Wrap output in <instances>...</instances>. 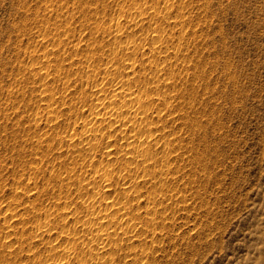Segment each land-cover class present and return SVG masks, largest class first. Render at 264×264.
I'll return each mask as SVG.
<instances>
[{
  "label": "rangeland",
  "instance_id": "1",
  "mask_svg": "<svg viewBox=\"0 0 264 264\" xmlns=\"http://www.w3.org/2000/svg\"><path fill=\"white\" fill-rule=\"evenodd\" d=\"M119 1L120 0H0V242L4 241V232L6 230L2 229L4 228L2 227L4 224L1 223L3 218L2 215L5 214L4 212L8 213L10 211L12 213L13 210L14 213H22L21 217L25 219L27 218L26 214L31 213L32 211L33 213L38 214L45 210H50L49 212L52 211L53 214H56L61 211V207L63 205L62 202H59L58 205H61H59V209L58 206L55 205V202H53L58 194H60V191L61 195H64L67 190H71L70 193H72L70 194V197L72 196L71 198H74L73 200L81 199L80 196H82L83 192L77 191V184H71V186L69 185L71 188H68L70 189L66 188L68 185L66 182L65 184L62 183V185H60L59 181H56L55 178L53 179L52 177L51 180V178L47 176L49 175L50 170L54 169L55 173L59 171H61V173H68V171L77 170L78 172H81L83 181L87 179L85 184L88 185V189H90L94 183L100 184V180H98L96 177L94 183L91 180V172L89 171V167L86 166L90 160V157L86 159L87 162L85 163L83 159L79 157L76 158L75 156V160L73 162L76 161L75 163H77V165L75 163L74 165L71 164V159L74 158L73 154L70 152V147L68 146L70 142L68 141V143L66 139L61 140L64 134L72 132H77L76 134H78V132L81 131L80 129H82L83 119L85 117L84 115L89 113V105L93 102L91 101V94L95 89L94 85L97 81L101 80V77H104L102 67L105 66L103 65L105 63L103 62H106V59H109L111 56V54L108 56L107 51H110L113 47V37L106 34V32L102 30L93 31V26L95 27L96 24H100L101 26H106V24L110 25L111 23L109 22V19L114 21L112 25L118 23L124 27L126 26V28H129L128 26H130V28L134 29L133 35L136 38H132L134 39L133 41L135 42L136 40V43L139 44L140 42H143L142 44L145 46V50L143 48H140L139 50L146 52L143 56L142 51L140 52L138 50L133 52L134 54H132V57L136 60L138 59V62L140 61L139 59L144 57V61L146 62L145 64L147 67H149L150 63H147V59L149 58L148 55L150 53L147 52L148 44L146 45V43L154 34V26L148 24V22L149 20L153 22L156 21V23L159 25L160 22L162 23V21L165 20V27L159 31L163 36V43L166 42V46L164 45L163 49L165 50L167 47L168 51H172V46L178 44L181 52L184 53V55H189V58L186 57L185 59V61L189 59V62L186 61L183 63V59H179L183 61L182 64L181 62H177L178 60L175 59L176 56L172 57L171 55L169 57L170 61H166L164 64L165 67L167 69L175 70L174 74L177 73V76L181 71L180 75L184 76L181 77L179 75V77H176L177 80L175 79L174 81V79L171 78L169 74H165L168 72V70L164 68V65V70L161 71V75H163L164 78H166V75L167 78H171L168 80L172 81L173 79L172 84H174L171 85L174 88L170 87V89H168V86L167 89L169 91L175 90V92H177L180 88V91L177 93L182 92L184 97L187 99V96H190L191 92L193 91L190 90V86L193 83L192 86H195L196 89L195 87H192L195 89V91L192 92V95H195L196 98L198 97V99H195L193 103V106L195 107V109L193 107L194 110L191 106L186 107L189 105V103L186 104L188 99H180L177 97V94L175 98H171L168 101H170L171 104L173 103L175 108H182L183 112L188 113L190 110L191 115H195L197 118L199 116V120L202 122V128L207 129L208 132L206 140H208L207 145L210 147V150H208L209 153L205 152L206 154H203L205 155V158H207L205 161L207 162L206 164H208V170L198 166L200 164L196 163V160L194 159L196 155L193 151V149H196L194 146H197L195 143H199L198 141L202 139L204 133L200 132L201 129H199L200 134L196 132L194 135L188 130L187 132L185 131V133H188L186 136L185 133H183V129L186 127V125L183 126V123H181L182 120L180 119L175 120V118H179V114H176V112L180 113L175 111L173 118L175 116L176 117L172 122L173 124H170L171 127L174 125L172 129L169 125H166V121H162V124H164V126L166 125L165 128H168L169 131L166 129L165 130L167 133H169V135H171V137L175 136V134L178 135L182 133L181 136L183 143L181 136H178V138L181 140L180 141L178 139L179 145L182 143L179 148L180 150L177 148L178 146L175 150L173 144L172 148L169 146V148L172 149H169L168 151L169 154L171 153L170 157H174L177 152L180 153L187 146H190L187 147L184 152H182L183 154H186L183 157V159L186 158V161L183 160L184 164L180 163V160L179 162H175L176 160H174L170 163L173 168L174 166L176 167V165L178 166L176 167V170L180 169L177 174L179 176H176L177 179L176 177L174 178L177 182L173 180L174 182L171 181L172 183L168 184L164 181L166 183L164 185H166L165 187L168 189L167 193L169 194L174 192L175 194L178 193L177 196L179 197L180 194V198L183 199L181 194L183 193V196H185L183 202L181 199H179L181 201H178L176 204L175 201L178 200L177 197L174 199L175 201L170 200L168 196H166V198L168 197L167 199L170 201L165 200V197L162 199L161 196L164 195H160L161 193L157 191V193H154V195L156 194L155 196L157 198V203L155 202L156 204H154L147 197L148 191L150 192L152 187L149 184L150 182L146 183L147 185L140 189L142 194V196L139 198L141 204L139 203V200L136 199L140 207L143 206L142 209L137 211H140L141 213L143 212L142 214H144L145 206L148 205V207L150 206V208H153L154 205L155 209L159 210L156 213L158 216L157 219H154L155 223L153 224L155 225L148 228L147 232L145 231L146 233H143L144 231H142L141 236L133 241L132 246L129 245L128 247L127 244H130V242L123 239L120 245L121 248L112 249L113 245L109 246L107 247L106 251L99 253V257L90 259L88 254H84L89 252H85L87 245H90V243H88L81 251L82 256L85 255L86 257L83 258H89L88 261L90 262L88 264H264V0H183L182 4L181 2L176 3L175 1V3L172 5L173 9L170 11L171 14H169L170 16L167 20L164 19L165 16L163 15H165V11L162 9L165 8L163 5L165 3L166 6V2H164V0H155L154 2L153 0L155 5L159 3L156 6H159V10H162L164 14L160 11L161 13L158 12L156 15L158 17L155 16L156 13H154L151 17L152 13L151 11H148L146 14H143V17L146 19L143 21L142 26L141 22L139 21V17L138 22L140 25L138 24V27L134 24L130 17H127L128 15H125L129 12L127 5L129 4L127 3L128 1H126V5L125 3ZM137 1L144 3L147 0ZM80 2L83 4H81L83 7L81 6L79 9L76 7V5ZM149 2L151 3L150 0ZM121 3L123 6H125L123 7L119 5ZM84 7L85 9H82ZM122 8H125V10L123 9V11ZM86 10L89 11L88 14L86 13ZM181 10L185 13V17L187 19L186 21L189 22V25L186 23L185 25L188 29L185 28L183 29L184 31L181 30L182 34H179L181 33V28L179 26L176 27L173 24V19L176 15V11L178 13V11ZM51 11L53 13L56 11L58 14L56 12L53 14ZM83 11H85V14H82ZM86 14L91 18L88 16L86 18ZM117 14H121V16ZM96 15L97 17H95ZM154 16L156 19H153ZM162 16L164 20H162ZM69 17L71 19H69ZM92 17H95V20ZM187 17H189V19ZM56 18L59 20L57 21ZM66 19L69 20L70 23H68ZM112 20L110 21L112 22ZM119 20L120 23L118 22ZM167 21L169 22L167 23ZM145 22L146 26L148 24L147 28L145 26ZM59 24L61 25V28H65V26L67 27V25H69L68 28H66L68 33L67 36L62 35L60 38L58 37L59 35L56 33L54 34V38H56L58 41L60 39L62 40L59 41L61 42L60 45H56V47L53 45V50L51 45L53 43L51 42L50 38H53L51 35H53V31L55 30L54 27H60ZM91 24L93 30L91 29ZM41 29L49 30L50 32L53 30L52 34L49 33L48 35V37H50L49 39L48 37L45 38L41 34ZM94 32L99 33H97V35ZM134 32L136 33L134 34ZM192 33L196 35V37ZM95 34V39L97 40H94ZM144 35L147 36V39L144 37ZM108 38H111V41L110 39L108 40ZM143 38L146 40H143ZM77 41L79 42L77 43ZM92 41H95V44L93 45L102 42L105 48H103L104 53H101L98 50L99 52L96 51V53L99 54H94L92 58H89L90 60H87L86 58L85 61V57H81L83 55L81 53L83 52L74 53L73 51L72 54H74L72 55L70 52L64 53L62 51L67 45L68 46L66 50L68 52V50L72 51V44H80L79 48H84L82 51L88 50L87 52H89L92 49V43H94ZM62 43H64V46ZM109 43L111 47L109 46ZM158 43L159 42H157V44ZM88 44L91 46V48L88 47ZM57 48L61 50H57ZM44 52H46L47 55H44ZM50 52L52 53L50 54ZM119 52L120 54H118ZM169 53L172 54L171 52ZM70 54L73 57L69 56ZM55 55L57 58L62 57L60 59L62 66L59 64V76L61 77H57V74H54L51 71V75L48 78L49 81L47 79L43 81V79L40 77V73L43 72L39 71L41 67L39 64L41 65L44 62L48 64L50 63V68L53 69L55 61H52L55 60ZM59 55H61V57ZM115 55V57H118L121 55V51L116 52ZM97 57L100 58L98 61ZM191 59L192 61H190ZM171 61H173L175 64L177 62L178 66L174 65V68L172 63H170ZM187 62L189 67L185 66L187 65ZM89 64H96V67H91ZM179 64L182 65V68ZM191 64L195 67H193ZM90 67L96 69L95 71H97V73L90 74V72H92ZM185 67L188 68L186 69ZM152 68L154 69L155 65H152ZM180 68L181 70L179 71ZM33 69H36L34 73L32 72ZM100 69H102V71H99ZM98 72H100V74ZM183 72L184 74H182ZM87 73H89V76ZM64 76L65 79H63ZM50 78L54 80L52 81ZM86 78H89V80ZM179 78H182V80ZM66 80L67 84L65 83ZM168 80L166 81L168 82ZM191 80L194 81L192 82ZM48 82L49 84H47ZM176 82V87H178V84L183 85H180L178 90L177 88L175 89ZM43 87L50 89L52 88L55 98V105L57 104L56 106H58L57 112L50 117H48L49 115L45 107L48 104L46 99L40 97L42 96L41 93H37V91L41 92V88L43 89ZM182 87L183 89L186 87L184 91H181ZM37 88L39 90H37ZM80 88L82 89L79 90ZM188 89L190 91L189 94ZM83 90L87 92V95L83 93L81 94ZM163 90H166V88ZM64 93L66 94L64 95ZM201 108L203 109V115L201 114ZM44 111H46L47 115ZM51 117H53L52 121L50 120ZM170 117L172 118V116ZM34 120H37V122ZM179 131L181 132L179 133ZM34 132H46L47 134H51L49 137L54 135L52 136L53 138L51 137L50 139L51 141L53 139V142H51V150L43 157L42 153H44V150L47 149L48 143L50 141L47 143L45 142L46 140H44L45 143H43L41 142L43 140H37L34 136ZM176 132H178V134ZM189 134L193 135V137L191 136L192 142H194L193 145L190 142L185 141V139L188 140L190 138V136L188 137ZM183 135H185V137H183ZM195 136L198 137V139ZM171 137L169 136L168 138H174ZM27 138L30 139L27 140ZM32 142H34V144ZM36 142L39 143L37 144ZM176 143L177 140H175L174 144ZM178 143L176 145H178ZM183 146L185 148H183ZM181 147L183 149H181ZM201 147L202 146L199 147V151H203L200 149ZM67 149L68 151H66ZM41 150L43 151L41 152ZM63 152H65V154ZM157 154L159 156L161 155L160 152ZM187 154L189 155L187 156ZM190 154L194 156L191 155V157ZM191 158L193 159L190 160ZM188 160H190L192 163ZM80 161H83V164ZM63 162L66 163V165L63 166ZM188 163H191L192 165ZM193 163H196L195 165L198 164L196 166L197 170L195 171L192 170L196 168ZM35 164L36 166L38 164L37 168H39V172L32 171L31 169L29 171L28 168L32 165L34 166ZM117 164L118 163H116L115 166L118 167L119 164ZM181 165L184 167L185 171ZM117 167H115V171H118ZM65 169L68 170L64 171ZM198 169H200L201 172ZM190 171L200 173H196L198 176L195 175L197 180H195V183L191 182L194 179L191 176ZM45 172H47L46 175ZM66 173H63V175H66ZM181 174L184 175V178L187 181H184V178H182L183 176ZM44 175L46 177H43ZM159 175L158 176L161 177V174ZM22 179L23 183L19 184L20 180ZM89 180L91 181L90 183ZM43 181L45 182L44 184ZM46 181L48 184H46ZM112 185V190L116 187V189H118L119 186H121V181ZM169 186H171V188H169ZM136 193L137 192H134L133 194ZM157 194L160 195L161 199ZM112 195L116 194L112 193ZM54 196L55 198L52 200ZM147 200L151 202H147ZM134 202L135 201L133 200V210H136L137 208L135 205L137 206L138 203L136 204ZM158 202L160 205H158ZM183 203H187L189 205V211L180 208V204L184 205ZM31 204L32 206H30ZM170 204H172V206H170ZM161 205L164 207H161ZM26 207L30 209V212L23 213L22 211ZM70 208L71 209H67V211L69 210L71 213L75 211V213H78V210L74 205H72ZM160 212H163V215ZM83 214V212H79V214H77L78 216L76 217L72 214L71 215L73 217L69 215V223L66 225L65 229L69 230L70 228V232L67 231V234L65 233L66 235L63 234V236L59 234L60 237H56L57 235L55 236L56 233H54V237H51L52 239L49 240L46 239L47 236H44L45 238H33L32 236H29L30 234H27L30 231H36V224L34 222L32 223V221H25L26 225H24L25 223L23 221L22 223H17V219H19L18 215L13 218H9L10 223L16 222L17 224L11 223L12 225H16L13 230L14 234L9 237L10 239L7 238L12 241L10 242V246L7 248L3 245V247L0 246V264H50L51 259L49 260V258L57 259L59 257L65 256L69 252L73 253L75 249H65L67 239H61V237L64 238V236L67 235L70 237V235H72L71 239L69 238L68 240L76 239L77 242L81 240L80 235L83 232L80 230H76L75 232L74 229L72 230V226L76 220L85 218ZM156 215H154V218H156ZM161 216L162 218L166 219L163 220ZM163 221L165 222L163 224L164 226L161 225ZM157 222H159L158 226ZM129 223L131 225V222ZM141 224L142 223H139L140 226L138 223L136 224V231H138L139 228L140 230H144L145 226L142 224V227ZM23 225L27 228H23ZM77 225L79 227V223ZM56 226L53 231H58L57 233H61L60 231L62 228ZM160 226L163 227L160 228ZM153 227L156 229L155 233L152 232L154 231ZM22 229H27L29 231L25 230L24 232ZM17 232L19 234L15 235ZM33 241L36 242L34 243ZM53 244L55 246L54 250H52L50 246ZM30 258H32L33 261L30 260ZM34 260L36 262H34ZM86 262L87 261H83L82 263L77 264H86Z\"/></svg>",
  "mask_w": 264,
  "mask_h": 264
},
{
  "label": "bare ground",
  "instance_id": "2",
  "mask_svg": "<svg viewBox=\"0 0 264 264\" xmlns=\"http://www.w3.org/2000/svg\"><path fill=\"white\" fill-rule=\"evenodd\" d=\"M113 1V0H112ZM122 3H125V5L127 3L128 5V9H129V12L128 14H125L127 17H130L132 19V21L134 22V24L137 26L139 24L138 22V19L140 17V22H141V26H142V23L143 21L146 19L145 17H143V14L148 11H151L152 15L151 17L153 16L154 13L155 16L157 15L158 12H163L165 11V18L164 19H168V17L170 16L169 14H171V9H173V4L177 2H183V0H164V2H166V6H165V3H164V7L165 8H162V10H159V6H156V5L153 3V0H150L151 3L149 2V0L145 1L144 3L142 2H139L137 0H120ZM119 1V2H120ZM126 1H128L126 3ZM141 1V0H140ZM60 2V1H58ZM85 2V1H84ZM155 2V0H154ZM72 3V2H71ZM74 3V2H73ZM116 3V2H115ZM114 3V4H115ZM119 4L121 6H123V4ZM64 4V3H63ZM75 4V3H74ZM77 4V3H76ZM82 3L80 2L79 4L76 5L77 8L80 9V7L83 5H81ZM85 4V3H84ZM124 5V6H125ZM47 6V5H46ZM64 6V5H63ZM123 6V7H124ZM162 6V7H163ZM51 7V6H50ZM53 7V6H52ZM62 7V6H61ZM67 7V6H66ZM75 7V6H74ZM73 7V8H74ZM83 7V6H82ZM87 7V6H85ZM82 8V9H85ZM95 7V6H94ZM93 7V8H94ZM172 7V8H171ZM91 8V7H90ZM96 8V7H95ZM121 8V7H120ZM126 8V7H125ZM125 8H122V10ZM181 8V6H180ZM183 8V7H182ZM61 9V8H60ZM63 9V8H62ZM65 9V8H64ZM81 9V10H82ZM166 9V10H164ZM179 9V8H178ZM53 10V9H51ZM120 10V9H119ZM123 10V11H124ZM127 10V9H126ZM58 11V10H57ZM69 11V10H68ZM121 11V10H120ZM52 12V11H51ZM56 12V11H55ZM54 12V13H55ZM73 12V11H72ZM71 12V13H72ZM84 12V13H83ZM82 14H85V11H83ZM89 11L86 10V13L88 14ZM100 12V11H98ZM119 12V11H118ZM160 12V13H161ZM53 13V12H52ZM53 13V14H54ZM57 13V12H56ZM61 13V12H60ZM77 13V12H76ZM90 13H91V10H90ZM97 13V12H96ZM105 13V12H104ZM122 13V12H121ZM150 13V14H151ZM159 13V15L161 16V14ZM52 14V15H53ZM58 14V13H57ZM56 14V15H57ZM81 14V15H82ZM86 14V18H87V15ZM95 14V13H94ZM100 14V13H99ZM124 14V13H123ZM164 14V12H163ZM72 15H76V14H72ZM108 15V14H107ZM117 15H120L121 14H117ZM51 16V15H50ZM61 16V15H60ZM102 16V15H101ZM126 16H125V19H126ZM149 16V15H148ZM147 16V17H148ZM154 16V17H155ZM163 16H162V20L163 19ZM71 17V16H70ZM69 17V19H71ZM85 17V16H84ZM89 17V16H88ZM97 17V15L95 16ZM94 17V18H95ZM153 17V19H156V16L155 18ZM34 18V17H33ZM85 18V19H86ZM91 18V17H89ZM93 18V17H92ZM93 18V19H94ZM149 18V17H148ZM161 18V17H160ZM159 18V19H160ZM189 19V17H187ZM43 19V18H42ZM45 19V18H44ZM68 19V18H67ZM66 19V20H67ZM152 19V18H151ZM200 19V18H199ZM36 20V18H35ZM41 20V18H40ZM47 20V19H46ZM57 20V18H56ZM59 20V19H58ZM57 20V21H58ZM95 20V19H94ZM112 19H109V22L111 23L110 25L106 24V26L104 25H95V27L93 26L94 30L92 29V24H91V29L93 31H104L106 32V34L110 35L112 38V44H113V47L112 49H108L110 51H107L108 52V56L109 54H111L110 58L109 59H106V62H103L105 64L103 68V71L102 69H100L99 71H102L103 74H104V77H101V80L100 81H97L94 85L95 89L93 91V93L91 94V98L93 101L92 104H90V108H89V113L87 115H84V119H83V124H82V129H80L81 131L78 132V134H76L75 132H72V133H67V134H64L63 138L62 139H66V141L69 143V149L71 150V154H73V158L76 156V158H81L83 159V161L86 163V159L88 157H90V160L88 161L87 165L89 167V171L91 172V180L92 182L94 183L95 182V177L98 178V180H100V184H96L94 183L90 189H88L89 187H87L88 185L85 184V181L87 179H85L83 181V178L81 177V172H78L77 170H71V171H68V173L66 172H62L59 171V172H56L55 173V170L52 169L54 167H52L49 171V176L52 180V177L53 179L55 178L56 181H59L60 185H62V183L65 184V182L68 184L66 188L70 187L71 184L75 185L77 184V191L79 192H83L81 199H77V200H73L71 197H70V191H66V193L63 195H61V191H60V194H58V196L55 198V196L52 198V200L55 198V200H53V202H55V205L58 206L59 208V205L58 203L59 202H62L63 205L61 207V211H59L58 213L56 214H53L52 211L49 212L50 210L48 211H43L42 213H33V211L31 213H27L26 216L27 218H22V213H14L13 210H12V213L9 211L8 213L7 212H4L5 214H3V218H2V221L1 223L4 224V228L2 229H6L5 230V236H4V241L0 242V246L1 247H9L10 246V242H12L11 240H9L12 236V234H14L13 230L15 228V225L17 223H22V221L25 223V221H32V223L34 222L36 224V231H30L29 233L27 234H30L29 236H32L33 238L34 237H40V238H45L44 236H47L46 239H52L51 237H54V233L56 237H60L59 234H61L63 236V234H65L67 231L69 230L68 229H65L66 225H68L69 223V218L68 216L69 215H73V216H78L77 214H79V212H83V216L85 218H82V219H79V220H76L72 226V230L74 229V231L76 232V230H80L81 232H83L80 236H81V240H79L78 242L76 241V239L74 240H68L69 238L71 239L72 235H67V236H64V238L61 237V239H67V244L65 245V249L67 248L68 250L69 249H75L73 251V253L69 252L67 253L65 256L63 257H59V258H49V260L51 259L50 261V264H77V263H82L83 261H87L86 264H88L90 261H88L89 258H83V257H86L84 254H88V257L91 258H96V257H99V253H102L104 251H106L107 247L109 246H112V249H118V248H121L120 245L122 243V240L124 239L125 241H129L130 244H127L128 247L129 245L132 246L133 244V241H135L136 238H139L142 234V231H144L143 233H146L148 228L154 226L155 223L154 222V219H157V215L156 213L159 211V210H156L154 205H153V208H150V206L148 207L145 206V211H144V214H142L140 211H137L139 209H142V207H140L139 203L141 204L140 202V197L142 196L141 194V191L140 189L142 187H144L145 185H147L146 183L150 182V186L152 187V190L149 192L148 191V199H150L154 204H156V194L154 195V193L157 191L160 192L159 194L160 195H164V196H161L162 199H164L163 197H165V200H173L175 201L174 199L177 197L178 200L175 201L176 204L178 201H181L183 202V199L185 198V196H183V193L182 194V198H180V194H179V197L177 196V191L175 194L174 193H167L168 192V189L165 187L166 183L168 184H171L172 182L171 181H176L177 177L176 176H179L177 175L178 174V171H180V169L176 170V167H178L176 164V167L174 166V168L172 167V165H170L171 161L173 162L174 160H176L175 162H179L180 160V163L184 164L183 162L186 161L185 159H183L184 155L186 154H183L182 152H184V150H186L187 147H189L190 145L188 144V142H190L192 145L194 142H192V139H191V136L193 137V135H188V137L190 136V141L189 139L185 141H188L187 144L189 146H187L186 148L183 146V148H185L183 151H179L180 149V145H182L183 143V139H182V136L180 133L181 131H179L180 134H178V132H176L178 135L175 134V136L171 137V135H169V133H167L166 130H168V128H165L166 125L170 126L171 127V123L174 121V113L175 111H178L180 113H177L176 114H179V118H175V120L177 119H180L182 120L181 123H183V126L186 125V127L181 128L184 130L183 133H185V131L187 132L189 130L190 133L194 134V133H199L200 132H203L204 135L202 137V139L200 141H198L199 143H195V145L197 144V146H194L196 149L194 151L196 157L194 158L196 160V163L200 164L198 166H200L201 168L203 169H207V165L206 164L207 162L205 161V155L203 153L205 152H208V150H210V147L207 145V129L206 128H202V122L201 120H199V116L198 118L195 116V115H191V112L190 110L187 112H183L182 111V108H175V105H173V103L171 104L170 100L171 98H175L176 97V94H177V97H179L180 99L182 98L183 100L186 99V97H184V94L182 92L180 93H177L180 91V85L182 84H178V87L177 86V82L175 83V89L179 88V91L175 92V90H172V91H169L168 89H170V87H173L172 85V81L174 79H176V77H179V75L181 74V66L180 65V73L178 74L177 76V73L174 74V71L175 70H171V69H167L165 67V63L166 61H170L169 57L172 55V57L176 56L175 59H177L178 61L177 62H183L185 63L186 61L189 62V59L185 61L186 57L189 58V55L187 56L186 54L184 55V53L181 52V49L179 48V45H174L172 46V51H168V48L166 47L165 50L163 49L164 48V45L166 44L163 43V36L160 34V30L162 28H164V21H162V23L160 22V24H163V25H158V23L153 22V21H150L148 22V24H151L154 26V34L151 36V38H149V40L147 41L146 45L148 44V50L147 52L150 53L148 55V59H147V63L149 62L150 63V66L147 67L146 66V62L144 61V57H142L141 59H139L140 61L138 62V59H134L132 57V54H134L133 52H136L138 51L140 48H143L145 46H143V42H140L139 43H136L137 41L135 40V42L133 41L134 39L132 38H135V36L133 35V30L132 28H130V26H128L129 28H126V26L124 27L123 25H120L118 23L113 24V20L112 22L110 21ZM128 20V19H127ZM174 25L177 27L179 26L181 29H180V32L181 30L185 29L186 28V23H188L189 25V22H187L186 20V17H185V13L181 11H176V15L174 17ZM37 21V20H36ZM49 21V20H48ZM47 21V22H48ZM62 21V20H60ZM68 23L69 20H67ZM85 21V20H84ZM107 21V20H106ZM126 21V20H125ZM161 21V20H160ZM190 21V20H188ZM42 22V21H41ZM74 22V20H73ZM90 22V21H89ZM88 22V23H89ZM92 22V21H91ZM97 22V21H96ZM108 22V21H107ZM120 23V20L118 21ZM130 22V20H129ZM138 22V23H137ZM153 22V23H152ZM159 22V21H158ZM169 21H167L168 23ZM129 24V23H128ZM133 24V25H134ZM147 24V26H148ZM191 24V22H190ZM44 25V24H43ZM67 25V24H66ZM130 25V24H129ZM131 25H132V22H131ZM140 25V24H139ZM138 25V26H139ZM150 25V26H151ZM169 25V24H167ZM172 25V26H174ZM185 25V27L183 28V26ZM187 25V26H188ZM60 27H57L56 28L54 27V31H53V35H51V37L53 36V38H50L48 37L49 33L52 34V31L50 32L49 30H45V29H41V34L46 38L48 37V39L50 38L51 42L53 44L52 47H53V50H54V46L56 47V45H60L62 39H60L59 41L54 38V34L56 33L57 35H59L58 37L60 38V36L62 35H66L67 36V29L69 25H67V27L65 26V28H61V25L59 24ZM135 26V27H136ZM137 26V27H138ZM144 26V25H143ZM145 26H146V22H145ZM146 26V28H147ZM149 26V27H150ZM63 27V26H62ZM152 27V26H151ZM150 27V28H151ZM84 28V27H83ZM140 28V27H139ZM153 28V27H152ZM172 28V27H171ZM142 29V27H141ZM173 29V28H172ZM171 29V30H172ZM188 29V28H186ZM69 31H71L70 29H68ZM147 30V29H146ZM80 31V29H79ZM144 31V30H143ZM173 31V30H172ZM184 31V30H183ZM187 31V30H186ZM194 31V30H193ZM73 32V31H72ZM171 32V31H170ZM196 32V31H194ZM193 32V33H194ZM82 33V32H81ZM94 33H99V32H94ZM136 32H134L135 34ZM144 33V32H143ZM191 33V32H190ZM189 33V34H190ZM192 33V34H193ZM197 33V32H196ZM96 34H95V37H94V40H97L95 39L96 38ZM104 34V33H103ZM172 34V33H171ZM179 34H182L179 33ZM195 34V33H194ZM193 34V35H194ZM56 35V36H57ZM74 35V34H73ZM98 35V34H97ZM107 35V36H108ZM147 35V34H146ZM144 35V37L146 38L147 36ZM184 35V33H183ZM101 36V34H100ZM103 36V35H102ZM106 36V35H105ZM134 36V37H132ZM181 36V35H180ZM196 37V35H194ZM65 37V36H63ZM170 37V36H169ZM168 37V38H169ZM191 37V36H190ZM193 37V36H192ZM194 37V38H195ZM66 38V37H65ZM91 38V37H90ZM98 38V36H97ZM105 38V37H104ZM145 38H143V40H146ZM75 39V38H73ZM71 39V40H73ZM92 39V38H91ZM110 39L111 41V38H108V40ZM136 39V38H135ZM78 40V39H77ZM100 40V39H99ZM98 40V41H99ZM102 40V39H101ZM142 40V39H141ZM89 41V40H88ZM172 41V40H171ZM193 41V40H192ZM79 41H77L78 43ZM94 43H92V49L91 51L87 52L86 50L82 51L83 49H80L79 46L80 44H72L73 47L72 48V51H69L67 52V46L65 49H63L62 51L64 53H71L74 51V53H81L83 54L81 57H85L84 60L87 58V60L89 58H92L93 55L97 54L96 51H100L101 53H104V49L105 46L102 44H97L96 45H93L95 44V41H92ZM157 42H159L157 44ZM196 42V40H195ZM87 43V42H86ZM89 43V42H88ZM145 43V41H144ZM197 43V42H196ZM195 43V44H196ZM63 46H64V43H62ZM61 44V45H62ZM90 44V43H89ZM88 44V47L91 48V46ZM77 45V46H76ZM145 45V44H144ZM62 46V47H63ZM87 46V45H86ZM109 46H110V43H109ZM166 46V45H165ZM58 47V46H57ZM86 47V48H88ZM107 47V46H106ZM111 47V46H110ZM109 47V48H110ZM60 48V47H59ZM85 48V49H86ZM89 48V50H90ZM107 49V48H106ZM120 49V50H119ZM57 50H61V49H58ZM145 50V49H144ZM86 51V52H85ZM98 51V52H99ZM106 51V50H105ZM118 51H121V55H119L118 57H115V53L118 52ZM140 52L142 50H139ZM55 52V51H54ZM85 52V53H84ZM106 52V53H107ZM169 52H171L172 54H170ZM52 52H50L51 54ZM63 53V54H64ZM73 53V54H74ZM100 53V54H101ZM145 51H142V54L143 56L145 55ZM147 53V54H148ZM69 55V56H72V55ZM99 54V53H98ZM97 54V55H98ZM120 54V52L118 53ZM141 54V53H140ZM151 54H152V57H151ZM188 54V53H187ZM44 55H47L46 52H44ZM62 55V54H61ZM61 55H59L61 57ZM80 55V54H79ZM78 55V56H79ZM104 55V54H103ZM107 55V54H106ZM56 56V55H55ZM58 56V57H59ZM75 56V55H74ZM101 56V55H99ZM134 57H136L135 55H133ZM138 56V55H137ZM65 57V56H64ZM73 57V56H72ZM76 57V56H75ZM95 57V56H94ZM103 57V56H102ZM147 57V56H146ZM39 58V57H38ZM62 58V57H61ZM61 58H54L55 60H53L52 62H54V68L51 69L50 68V63H43V64H39L40 67V72H43V73H40V77L44 80H48L49 76L51 75V71L54 73V74H57V77H61L59 76V71H60V68H59V64L62 66V64L60 63V59ZM96 58V57H95ZM104 58V57H103ZM140 58V57H139ZM191 58V56H190ZM47 59V58H46ZM49 59V58H48ZM65 59V58H64ZM100 58L97 57V61L99 60ZM174 59V60H175ZM179 59H183V61L179 60ZM50 60V59H49ZM71 60V59H70ZM90 60V59H89ZM102 60V59H101ZM100 60V62L102 63V61ZM51 61V60H50ZM49 61V62H50ZM80 61V60H79ZM86 61V60H85ZM104 61V60H103ZM192 61V59L190 60ZM51 62V64H52ZM91 62V61H90ZM94 62V61H93ZM176 62V61H175ZM176 62V64L171 61L170 63H172V66L174 67V65H177L178 66V63ZM188 62L186 63L187 65L185 66H188ZM72 63V62H71ZM70 63V64H71ZM98 63V62H97ZM138 63V65H137ZM182 63V64H183ZM76 64V63H75ZM90 65V64H89ZM96 65V64H95ZM95 65H90L91 67L95 66ZM152 65H155V68L153 69L152 68ZM163 65H164V68H166V70H168V72H166L165 74H169L172 79L171 80H168V79H171V78H167V75H166V78H164L163 75H161V71H163ZM169 65V64H168ZM192 65V64H191ZM64 66V65H63ZM88 66V65H86ZM85 66V68H86ZM193 66V65H192ZM65 67V66H64ZM89 67V66H88ZM90 67V68H91ZM96 67V66H95ZM172 67V68H173ZM189 67V66H188ZM187 67V68H188ZM195 67V66H193ZM70 68V67H69ZM75 68V67H74ZM175 68V67H174ZM186 68V67H185ZM184 68V69H185ZM186 68V69H187ZM39 69V68H38ZM73 69V68H72ZM84 69V68H82ZM93 74L97 73V71H95L96 69H93L91 68ZM178 69V68H177ZM194 69V68H193ZM44 70V71H42ZM98 70V69H97ZM197 70V69H196ZM199 70V69H198ZM36 71V69H33V73ZM37 71V72H39ZM62 71V70H61ZM83 71V70H82ZM195 71V69H194ZM203 71V70H202ZM36 72V74H37ZM84 73V72H83ZM100 74V72H98ZM196 73V72H194ZM70 74V73H69ZM89 73H87L88 75ZM98 74V75H99ZM184 74V72L182 73ZM193 74V72H192ZM191 74V75H192ZM198 74V73H197ZM23 75V74H22ZM38 75V74H37ZM53 75V74H52ZM61 75V74H60ZM76 75V74H75ZM78 75V74H77ZM84 75V74H83ZM82 75V76H83ZM196 75V74H195ZM199 75V74H198ZM30 76V75H29ZM67 76V75H66ZM80 76V75H79ZM89 76V75H88ZM87 76V77H88ZM181 76V75H180ZM184 75H182L181 77H183ZM197 76V75H196ZM24 77V76H23ZM32 77V76H30ZM35 77V76H34ZM53 78H55L54 76H52ZM63 77V76H62ZM68 77V76H67ZM66 77V78H67ZM93 77V76H92ZM163 77V78H162ZM195 77V76H193ZM192 77V78H193ZM201 77V76H200ZM203 77V76H202ZM69 78V77H68ZM78 78V77H77ZM91 78V77H90ZM196 78V77H195ZM194 78V79H195ZM199 78V77H198ZM28 79V78H27ZM34 79V78H33ZM39 79V78H38ZM60 79V78H59ZM65 79V76L64 78ZM89 80V78H86ZM180 80H182V78H179ZM185 79V78H184ZM188 79V78H187ZM186 79V80H187ZM50 80H52L50 78ZM54 80V79H53ZM52 80V81H53ZM69 80V79H68ZM73 80V79H72ZM168 80V82L166 81ZM177 80V79H176ZM178 80V81H180ZM185 80V81H186ZM27 81V80H26ZM49 81V80H48ZM58 81V80H57ZM82 81V80H81ZM171 81V82H170ZM184 81V80H183ZM189 81V79H188ZM192 81V80H191ZM194 81V80H193ZM192 81V82H193ZM198 81V80H197ZM196 81V82H197ZM46 82V81H45ZM65 83L67 84V80L65 81ZM64 83V84H65ZM76 83V82H75ZM88 83V82H87ZM179 83V82H178ZM182 83V82H181ZM189 83V82H188ZM49 84V82L47 83ZM63 84V85H64ZM78 84V83H76ZM82 84V83H81ZM93 84V83H92ZM172 84V85H171ZM186 84V83H185ZM193 84V83H192ZM190 86V90L192 92L195 91L196 87L195 86ZM44 86V85H43ZM66 86V85H65ZM76 86V85H75ZM82 86V85H81ZM169 86V88H168ZM183 86V85H182ZM45 87V86H44ZM43 89L41 88V92H38L37 93H41L42 96H39L40 97H43V99L45 98L46 101H47V106L46 107V111L48 113V117H50L51 115L55 114L57 112V109H58V106L55 105V98H54V94H53V91H52V88H44ZM52 87V86H50ZM135 87V88H134ZM188 87V86H187ZM195 87V89L193 88ZM198 87V86H197ZM36 88V87H35ZM73 88V87H72ZM83 88V87H82ZM82 88H80L79 90H81ZM166 90H163L165 89ZM168 88V89H167ZM174 88V87H173ZM186 87H184L185 89ZM192 88V89H191ZM183 89V87H182ZM181 91H184V89ZM37 90H39L37 88ZM168 90V92H167ZM34 91V90H33ZM64 91V90H63ZM68 91V90H67ZM174 91V92H173ZM189 91V89H188ZM35 92V91H34ZM77 92V91H76ZM75 92V93H76ZM81 92V91H80ZM79 92V93H80ZM92 92V91H91ZM191 92V95L190 96H187V99H188V102H186V104L189 103V105H187L186 107H192L193 109V103L195 101V99H198V97L196 98L195 95H192L193 93ZM32 93V92H31ZM73 93V92H72ZM71 93V94H72ZM86 94L87 95V92H85L84 90L81 92V94ZM172 93H175V94H172ZM190 93V91L188 92V94ZM66 93H64L65 95ZM20 95V94H19ZM70 95V94H69ZM85 95V96H86ZM15 96V95H14ZM38 96V97H39ZM72 96V95H71ZM11 97V96H10ZM22 97V96H21ZM66 97V96H65ZM82 98V96H81ZM15 99V98H14ZM18 99V97H17ZM22 99V98H21ZM64 99V98H63ZM186 99V100H187ZM57 100V99H56ZM15 101H18V100H15ZM24 101V100H23ZM64 101V100H63ZM199 101V100H197ZM14 102V101H13ZM177 102V101H176ZM185 102V101H184ZM200 102V101H199ZM67 103V102H66ZM91 103V102H90ZM197 103V102H196ZM175 104V103H174ZM182 104V103H180ZM30 105V104H29ZM88 106V105H87ZM182 106V105H181ZM196 106V105H195ZM44 107V108H45ZM61 107V106H59ZM43 108V109H44ZM206 108V107H205ZM36 109V108H35ZM195 109V107H194ZM193 109V110H194ZM202 109V108H201ZM37 110V109H36ZM45 112V114L47 115V113ZM185 111V109H184ZM192 111V110H191ZM197 111V110H196ZM199 111V110H198ZM38 112V111H37ZM190 112V114H189ZM200 112V111H199ZM198 112V113H199ZM202 115H203V109L201 111ZM197 113V112H196ZM206 113V112H205ZM204 113V114H205ZM35 114V112H34ZM37 114V113H36ZM81 114V113H80ZM193 114V113H192ZM82 115V114H81ZM200 115V113H199ZM206 115V114H205ZM35 116V115H34ZM172 116V118L170 117ZM36 117V116H35ZM34 117V118H35ZM41 117V116H40ZM170 117V118H168ZM58 118V117H57ZM53 117H51V121H52ZM82 119V118H81ZM26 121V120H25ZM37 122V120H34ZM162 121L165 122L166 121V125L164 126V124H162ZM22 122V121H21ZM177 122V121H176ZM179 122V121H178ZM35 123V122H34ZM53 123V122H52ZM169 123V124H168ZM180 123V124H181ZM173 124V123H172ZM177 125V123H176ZM18 126V125H16ZM20 126V125H19ZM174 125H172L173 127ZM179 126V125H178ZM183 126H180V127H183ZM171 127V129H172ZM4 128V127H3ZM175 128V127H174ZM178 128V127H177ZM176 128V130H177ZM1 129V128H0ZM6 129V127H5ZM75 129V128H74ZM166 129V130H165ZM170 129V128H169ZM170 129V130H171ZM201 129V131L199 130ZM206 129V130H205ZM169 131V130H168ZM175 131V130H173ZM172 131V132H173ZM200 131V132H199ZM206 132V133H205ZM16 133V132H15ZM171 133V132H170ZM202 133V134H203ZM172 134V133H171ZM188 133H185V135L187 136ZM49 135L51 134H47L46 132H34V136L36 137L37 140H43L41 142L45 143L48 141H50L48 143V146H47V149L44 150V153H42V157L44 155H46L50 150H51V142H53V139L52 141L50 140L52 136L49 137ZM173 139H170L168 138L169 136ZM174 135V134H173ZM181 136V139H182V143L179 145V138L178 136ZM185 135H183V137H185ZM195 135V134H194ZM17 136V135H16ZM27 136V135H26ZM33 136V137H34ZM62 136V135H61ZM198 136V135H197ZM202 136V135H201ZM209 136V135H208ZM196 137V136H195ZM199 137V136H198ZM198 137H196L198 139ZM53 138V137H52ZM30 139V138H27V140ZM177 140V143L178 145L174 144L175 140ZM179 139V140H178ZM195 139V138H194ZM44 140H46L44 142ZM60 140V141H61ZM181 141V140H180ZM194 141V140H193ZM29 143V142H28ZM34 144V142H32ZM30 143V144H32ZM37 143V142H36ZM39 143V142H38ZM37 143V144H38ZM185 143V142H184ZM162 144V145H161ZM172 144L174 145V149L176 150L177 148L179 149L178 151L180 153H176V155L173 157L171 155V153L169 154V149H171L173 146ZM186 144V145H187ZM47 145V144H46ZM53 145V144H52ZM185 145V144H184ZM191 145V146H192ZM202 146L200 149L203 150V151H199V147ZM19 146V145H18ZM36 146V145H35ZM169 146H171V148H169ZM178 146V147H177ZM23 147V146H22ZM46 147V146H45ZM177 147V148H176ZM33 148V147H32ZM31 148V149H32ZM181 147V149H183ZM203 148V149H202ZM21 149V148H20ZM25 149V148H24ZM36 149V148H34ZM41 149V147H40ZM43 149V148H42ZM45 149V148H44ZM39 150V149H38ZM172 150V149H171ZM189 150V148H188ZM43 150H41L42 152ZM68 151V149L66 150ZM192 151V150H191ZM83 152V153H81ZM160 152L161 155L159 156L157 153ZM186 152V151H185ZM36 153V152H35ZM65 154V152H63ZM67 153V152H66ZM189 153V152H188ZM209 153V152H208ZM206 154V153H205ZM40 155V153H39ZM189 154H187L188 156ZM192 154H190L191 156ZM68 156V155H67ZM194 156V155H192ZM191 156V157H192ZM56 157V156H55ZM54 157V158H55ZM58 157V156H57ZM60 157V156H59ZM48 158V157H47ZM99 158V159H98ZM190 158V157H188ZM34 159V158H33ZM37 159V158H36ZM57 159V158H56ZM59 159V158H58ZM62 159V158H61ZM64 159V158H63ZM193 158H191L190 160H192ZM40 160V159H39ZM48 160V159H47ZM72 162L75 160L74 159H71ZM79 160V159H78ZM184 160V161H183ZM190 160H188L189 162H191ZM32 161V160H30ZM44 161V159H43ZM60 161V159H59ZM66 161V160H65ZM64 161V162H65ZM83 161H80L82 162L83 164ZM182 161V162H181ZM194 161V160H193ZM34 162V161H33ZM63 162V166L66 165V163ZM71 164L74 165V163L76 162H73ZM46 163V162H44ZM69 163V162H67ZM118 163L119 166H115V164ZM179 163V164H180ZM187 163V162H186ZM192 163V162H191ZM191 163H188L190 165H192ZM196 163H193L194 165ZM24 164V163H23ZM33 164V163H32ZM58 164V163H57ZM62 164V163H61ZM70 164V163H69ZM77 165V163H75ZM117 164V165H118ZM48 165V164H47ZM195 165V167L197 166ZM50 166V165H49ZM55 166V165H54ZM81 166V165H80ZM182 166V165H181ZM29 167V165H28ZM38 167V164L36 166V164L33 166H30L28 169L30 171V169L32 171H37L39 172V168ZM75 167V166H74ZM115 167L118 168V173L115 171ZM183 167V166H182ZM181 167V168H182ZM194 167V168H195ZM58 168V167H57ZM56 168V169H57ZM61 168V167H59ZM66 168V167H64ZM69 168V166H68ZM192 168V167H191ZM190 168V169H191ZM26 169V168H25ZM72 169V168H71ZM80 169V168H79ZM41 170V169H40ZM68 170V169H67ZM66 169L64 171H67ZM156 170V171H155ZM183 170H184V167H183ZM192 170H197V167L195 169H192ZM200 170V169H198ZM63 171V170H62ZM83 171V170H82ZM185 171V170H184ZM182 171V172H184ZM194 171H190L191 173V176L193 177L194 180H192L191 182L195 183L197 180H196V176H198L196 173H199V172H194ZM205 171V170H204ZM203 171V172H204ZM36 172V173H37ZM48 172V170H47ZM47 172H45V175L47 174ZM187 172V171H186ZM201 172V170H200ZM32 173H35V172H32ZM41 173V172H40ZM63 173H66V175ZM86 173V172H85ZM142 173V174H141ZM158 173V174H157ZM181 173V172H180ZM83 174V173H82ZM161 174V177H159ZM200 174V173H199ZM30 175V173H29ZM43 176V177H46V176ZM159 175V176H158ZM182 175V174H181ZM186 175V174H185ZM35 176V175H34ZM183 176V177H182ZM180 177L184 178V175H182ZM189 176V175H188ZM187 176V178H188ZM36 177V176H35ZM42 177V179H43ZM176 177V179H174ZM20 178V177H18ZM38 178V177H37ZM186 178V179H187ZM21 179V178H20ZM191 179V178H190ZM44 180V179H43ZM50 180V182H51ZM162 180V181H161ZM196 180V181H195ZM22 180H20L19 184L20 183H23ZM49 181V180H48ZM54 181V180H53ZM119 181H121V186H119L118 189L114 188L112 190V187L113 185L112 184H115V183H119ZM166 183H165V182ZM173 181V182H174ZM183 181V180H182ZM184 181H187L185 180L184 178ZM189 181V180H188ZM88 182V181H87ZM91 181L89 180V183ZM98 182V181H96ZM177 182V181H176ZM190 182V183H191ZM45 182L43 181V184ZM58 183V182H57ZM88 183V184H89ZM46 184L47 181H46ZM148 184V185H149ZM175 184V183H173ZM186 184V183H185ZM70 185V186H69ZM59 186V185H58ZM112 186V187H111ZM118 186V185H117ZM165 187V188H164ZM168 187V186H167ZM191 187V185H190ZM21 188V187H20ZM71 188V187H70ZM68 188V189H70ZM169 188H171V186H169ZM167 189V191H166ZM19 190V189H18ZM62 190V189H60ZM164 190V191H162ZM172 190V189H171ZM174 190V189H173ZM74 191V190H73ZM166 191V192H165ZM170 191V190H169ZM175 191V190H174ZM63 192V191H62ZM76 192V191H75ZM77 192V193H79ZM120 192V193H119ZM134 192H137L136 194H133ZM164 192V194H163ZM171 192V191H170ZM112 193L116 194V195H112ZM21 194V193H20ZM80 194V193H79ZM157 194L159 197L160 195ZM22 195V194H21ZM121 196V197H120ZM157 196V197H158ZM166 196L169 197V199L166 198ZM144 197V196H143ZM160 197V199H161ZM15 198V196H14ZM19 198V197H18ZM138 199L139 200V203L138 201L136 200ZM181 199V200H179ZM133 200L135 201L134 203H138V205L135 207L137 208L136 210L134 209L133 210ZM146 200V198H145ZM169 200V201H170ZM149 200H147L148 202ZM149 201V202H151ZM156 202V203H155ZM172 202V201H171ZM174 202V203H175ZM186 202V201H184ZM61 203V204H62ZM132 203V204H131ZM136 203V204H137ZM152 203V204H153ZM169 203V202H168ZM19 204V203H18ZM184 205L180 204L181 205V209H185L186 211H189V205L187 203H183ZM74 205L75 208L78 210V213L75 211L73 213H71V211H67V209H71L70 207ZM158 205L159 202H158ZM156 205V206H158ZM174 205V204H173ZM179 205V203H178ZM32 206V204L30 205ZM61 206V205H60ZM170 206H172V204H170ZM16 207V206H15ZM134 207V208H135ZM161 207H164L161 205ZM166 207V206H165ZM169 207V206H167ZM159 208V207H158ZM22 209V208H21ZM60 209V208H59ZM74 209V210H76ZM166 209V208H165ZM30 209L28 207H26L22 212H30L29 211ZM76 210V211H77ZM8 211V210H6ZM161 211V209H160ZM162 215H163V212H160ZM158 213V214H160ZM165 214V213H164ZM19 217V219H17V223L16 222H11V223H16L15 225H12L10 222H9V218H13L15 216ZM71 215V216H72ZM154 215H156V218H154ZM166 215V214H165ZM24 216V215H23ZM25 216V217H26ZM72 216V217H73ZM165 217V216H164ZM109 218V219H108ZM162 218V216H161ZM160 218V219H161ZM163 220H165L164 218H162ZM13 220V219H12ZM11 220V221H12ZM15 220V219H14ZM159 220V218H158ZM156 221V220H155ZM160 221V220H159ZM131 222V225L130 223ZM79 223V227H78V224ZM138 223H142L145 227H144V230H140V228L138 229V231H136V224ZM158 223L157 222V226H158ZM165 222L163 221L162 224L160 222L161 225H163ZM141 224V226H142ZM159 224V225H160ZM22 225V224H21ZM26 225V223L24 224ZM22 226L23 228L25 226ZM57 225V226H56ZM35 226V225H34ZM55 226L56 227H60L62 228V230L60 231L61 233H57L58 231H53L55 229ZM140 226V225H139ZM164 226V225H163ZM162 226V227H163ZM166 226V225H165ZM1 227V226H0ZM143 227V226H142ZM160 226V228H162ZM27 228V227H25ZM136 228V229H135ZM154 228V232L155 233V227ZM29 229V228H28ZM34 229V228H33ZM57 229V228H56ZM24 230V229H22ZM27 230V229H25ZM24 230V232H25ZM32 230V229H30ZM153 230V229H152ZM164 230V228H163ZM18 231V230H17ZM29 231V230H27ZM73 231V232H74ZM146 231V232H145ZM23 232V231H22ZM70 232V231H69ZM150 232V231H149ZM160 232V231H159ZM164 232V231H163ZM16 234H19L18 232L15 233ZM26 234V235H27ZM67 234V233H66ZM65 234V235H66ZM69 234H72V233H69ZM75 234V233H74ZM151 234V233H150ZM23 235V234H21ZM20 236V235H19ZM3 237V236H2ZM15 237V236H14ZM24 237V236H23ZM26 237V236H25ZM30 237V238H32ZM152 237H153V234H152ZM9 238V239H7ZM16 238V237H15ZM37 238V239H38ZM20 239V238H19ZM18 239V241H19ZM24 239V238H22ZM36 239V241H37ZM15 240V239H14ZM17 240V239H16ZM21 240V239H20ZM44 240V239H43ZM22 241V240H21ZM20 241V242H21ZM35 241V242H36ZM19 242V243H20ZM34 242V241H33ZM34 242V243H35ZM39 242V241H38ZM82 243V244H81ZM90 243V245L88 246L87 244ZM3 245V246H2ZM33 245V244H32ZM85 245H87V248H85V252L87 253H84L82 256V250L84 249ZM52 250H54L55 246L54 244L53 245H50ZM115 247V248H114ZM2 249V248H1ZM3 250V249H2ZM77 250V251H76ZM2 253V252H1ZM52 255V254H50ZM90 255V256H89ZM135 256H136V253H135ZM2 257V256H1ZM35 257V256H34ZM30 260H32V258H30ZM33 261V260H32ZM34 262H36L34 260ZM41 262V261H40ZM39 264V263H38ZM84 264V263H83Z\"/></svg>",
  "mask_w": 264,
  "mask_h": 264
}]
</instances>
